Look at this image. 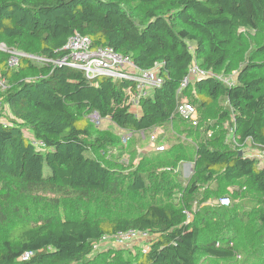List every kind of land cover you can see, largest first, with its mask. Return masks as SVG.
Masks as SVG:
<instances>
[{
    "label": "trees",
    "instance_id": "trees-1",
    "mask_svg": "<svg viewBox=\"0 0 264 264\" xmlns=\"http://www.w3.org/2000/svg\"><path fill=\"white\" fill-rule=\"evenodd\" d=\"M251 30L264 33V0H0V43L8 47L56 61L79 32L163 78L136 112L129 80L90 79L81 69L27 57L10 68L0 49L7 84L0 87V264H264V165L239 155L247 139L264 144V40L252 45L233 85L211 76L179 90L194 63L231 72L235 46ZM184 101L198 109L199 126L177 114ZM94 113L133 131L126 144L118 137L121 145L143 138L140 131L148 139L156 127L157 139L176 143L124 173L102 160L118 139L93 133ZM231 129L237 145L227 141ZM186 159L194 174L185 180L176 169ZM123 194L139 200L134 208L91 214L92 201ZM224 197L229 205L220 204ZM52 199V209L33 217L30 203L46 208ZM61 199L75 212L59 211ZM18 200L24 205L6 212L4 202ZM132 228L151 233L146 251L93 255L104 236Z\"/></svg>",
    "mask_w": 264,
    "mask_h": 264
},
{
    "label": "built area",
    "instance_id": "built-area-1",
    "mask_svg": "<svg viewBox=\"0 0 264 264\" xmlns=\"http://www.w3.org/2000/svg\"><path fill=\"white\" fill-rule=\"evenodd\" d=\"M63 49H65L67 53L62 59L56 61L34 55H25L10 49L2 50L7 52L9 55L8 65L10 68H17L20 64L21 58L27 57L38 62H53L56 65H67L73 68L81 69L84 71L86 77L90 79L105 75L116 80H129L131 85L127 88L129 93L128 103L131 105V108L134 111L139 110L140 102L143 98L149 95L151 90L161 86L163 83V78L160 76L156 68L139 69L133 63V60L130 58V56L117 52L111 46L93 47L91 38L89 36L82 35L79 32L74 33L69 38ZM211 76L217 77L230 86L234 84V80L230 79V77L200 68L198 64L194 63L191 66L188 75L184 77L179 90L185 88L191 79L197 80ZM6 86V80L0 79V87L5 88ZM2 106L3 102L0 99V110L2 109ZM176 112L179 116L190 122L192 125L199 126L200 118L198 109L190 102H179L177 104ZM94 114L99 117V123L97 124H100V116L96 113ZM120 132L123 143H127L133 135V131L125 129H120ZM159 133L160 128L156 127L153 129L150 135H148V138L151 141H156ZM138 134H140L142 137H147L145 131H140ZM209 135H211V132H209ZM229 138L234 144H238L235 131L233 129L230 131ZM30 142L32 145L38 148H43L46 146V142L41 139H35L31 137ZM246 147L249 149L259 148V152L257 154L253 152V155L264 159V144L256 146L251 139H247L244 144H242L243 149ZM219 202L222 205H229L230 199L228 197H224L220 199ZM187 213L188 215L190 214V212ZM150 238H152V236L149 231L132 228L125 231H117L111 236L106 235L99 241L113 240V242L117 244H127L133 241H149ZM97 243L98 242L94 244V249L98 247ZM147 249L148 245L144 247V251Z\"/></svg>",
    "mask_w": 264,
    "mask_h": 264
},
{
    "label": "rangeland",
    "instance_id": "rangeland-1",
    "mask_svg": "<svg viewBox=\"0 0 264 264\" xmlns=\"http://www.w3.org/2000/svg\"><path fill=\"white\" fill-rule=\"evenodd\" d=\"M244 39H245L244 46H241L240 48H238V46H235V50L238 49L233 54V60L236 63V67L227 74H223V73H218V74H223L227 77H230V79L232 80H236L238 69L239 67H241L242 63L246 60L248 52L252 48V45L254 46L256 43L262 42L264 40V33L260 31L251 30V34L247 38H244ZM0 49L1 50L10 49V50L18 51L25 55H32V54H27L23 51L17 50L15 48L8 47L5 43H0ZM36 63L39 64L38 61ZM98 118L99 117L95 114L89 117V122L91 124H94L92 131L93 133H95V135H108L110 137L117 138V139L119 136L121 137L120 129L114 124V122L111 119L109 118L101 119V123L97 124L99 123ZM150 132L152 131H149V133ZM26 133L28 134V136L31 134L29 130H26ZM229 134L230 133L228 132V136H227L228 142H230ZM202 135L204 137H207L206 133H202ZM143 139L144 137L143 138L138 137L136 139H133L127 145L119 144V139H118V143L116 145L111 146V148L107 149L108 153L104 155V158L102 160L106 164L109 163L108 162L109 160L111 162V166L119 168L124 173H129L130 171L138 167V165L142 161L151 159L150 158L151 155H152L151 157H154L155 155H157V153L164 152L169 146L176 143V140L174 139L171 141L168 140L167 136L162 137L161 139H159L158 137L156 141H151L149 138L145 140ZM190 143H193V142H190ZM243 150L246 156H256V155H253V152L257 154L260 149L259 148L249 149L246 147ZM259 158L261 159L260 165L263 166L264 159L261 157ZM163 166L158 168V171L169 170V168H166V166L165 167ZM176 170L180 171V174L183 176L185 180L191 179V177L194 174V161L188 160V159L182 160L178 164V168ZM48 173H49V169L46 166L44 169V174L47 175ZM0 193H4L1 187H0ZM132 198L133 197H129L128 195L123 194L121 197H119L118 200H116V199H113V197L111 196L107 197L103 195V200L101 201V203L99 201L97 202L92 201L89 204V207L93 211L91 212V214H93V216L94 214L96 216L98 215L104 216L107 213L128 211L130 208L132 207L134 208V206H132L133 203L136 204L139 201L137 200L136 202H133ZM44 200L45 198H43L41 202H43ZM59 201H60V204L58 207L59 211H61L62 213L64 212L67 213L69 211L71 213L75 212L74 208L76 206L72 203L71 200L61 199ZM216 202H217L216 199H210L206 203L214 205L216 204ZM14 203H18L21 207L24 205V202L20 200L9 201L7 203L4 202V205L6 207V212H9L12 209V206ZM87 203L88 202L80 206L79 209L81 211L80 212L81 214H83V209L87 206ZM54 204H55V200L52 199L50 202H48V204L46 205V208H44L41 203L35 204V205L30 203L29 206L33 207V211H34L33 217H37L38 215H43L46 211L52 209ZM3 234H4V227L3 225H0V236ZM147 243L148 241H133L127 244H117L113 242V240L98 241L97 243L98 247L95 249V252L93 253V255H97L99 253L108 251L110 249H126V250L130 249L133 252V254H136L142 249H144ZM212 264H242V263L240 261L237 262L234 260H228V261H215V262H212Z\"/></svg>",
    "mask_w": 264,
    "mask_h": 264
},
{
    "label": "water",
    "instance_id": "water-1",
    "mask_svg": "<svg viewBox=\"0 0 264 264\" xmlns=\"http://www.w3.org/2000/svg\"><path fill=\"white\" fill-rule=\"evenodd\" d=\"M244 152L242 150L239 151V155H243Z\"/></svg>",
    "mask_w": 264,
    "mask_h": 264
}]
</instances>
